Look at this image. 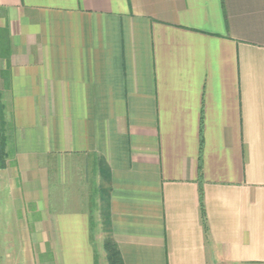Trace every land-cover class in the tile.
I'll return each mask as SVG.
<instances>
[{
    "label": "crops",
    "instance_id": "crops-1",
    "mask_svg": "<svg viewBox=\"0 0 264 264\" xmlns=\"http://www.w3.org/2000/svg\"><path fill=\"white\" fill-rule=\"evenodd\" d=\"M0 94V264H264V0H0Z\"/></svg>",
    "mask_w": 264,
    "mask_h": 264
},
{
    "label": "trees",
    "instance_id": "trees-1",
    "mask_svg": "<svg viewBox=\"0 0 264 264\" xmlns=\"http://www.w3.org/2000/svg\"><path fill=\"white\" fill-rule=\"evenodd\" d=\"M7 131H8V124L5 121V103L0 94V168H3L5 166V161L7 157L6 145L9 139ZM201 145H202V140L200 139L199 152H201ZM201 182H202V174H201V163H200V154H199L198 200H199V207H200L203 224L207 231L206 214H205V209H204V204H203V191L201 187ZM104 250L106 252L108 264H122L119 251L117 250L115 244L112 241H105Z\"/></svg>",
    "mask_w": 264,
    "mask_h": 264
},
{
    "label": "rangeland",
    "instance_id": "rangeland-1",
    "mask_svg": "<svg viewBox=\"0 0 264 264\" xmlns=\"http://www.w3.org/2000/svg\"><path fill=\"white\" fill-rule=\"evenodd\" d=\"M94 217H96V216H94ZM94 242H95V246L97 248L98 253H100V254H102V253L104 254L105 253L106 254V252H105V250L103 248V245H102V239H95ZM100 254H99V257L103 256V255H100Z\"/></svg>",
    "mask_w": 264,
    "mask_h": 264
}]
</instances>
